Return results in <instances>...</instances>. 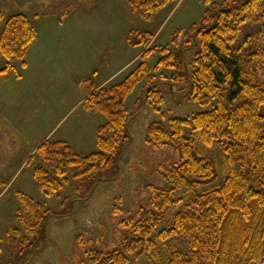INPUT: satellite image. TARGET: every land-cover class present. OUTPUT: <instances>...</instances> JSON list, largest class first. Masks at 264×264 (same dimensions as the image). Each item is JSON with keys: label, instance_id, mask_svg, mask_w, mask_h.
I'll return each instance as SVG.
<instances>
[{"label": "trees", "instance_id": "1", "mask_svg": "<svg viewBox=\"0 0 264 264\" xmlns=\"http://www.w3.org/2000/svg\"><path fill=\"white\" fill-rule=\"evenodd\" d=\"M180 1L129 0V4L137 17L151 20ZM202 4L203 19L188 29H177L171 45H150L152 33H129L130 45L144 47L137 66L119 83L94 87L82 102L87 113L105 118L96 130V152L81 155L67 141L47 139L28 162L35 156L40 159L33 178L48 198L60 197L74 182L79 183L75 190L79 192L95 173L120 168L133 143V121L149 101L157 110L166 102L156 80L163 69L172 71L174 84L186 85L187 101L212 106L191 118H172L147 127L148 146L180 151V163L163 172L171 188L149 186L155 207L151 217L132 220L122 248L92 251L86 255V264H129L144 255L151 264H264V0H202ZM4 20L0 13V22ZM250 21L260 23V31L236 48L242 27ZM37 37L29 16L20 13L6 20L0 52L7 65L0 77L17 71L18 61L27 68L26 58ZM191 49L193 73L186 71ZM155 53L161 59L152 66ZM16 78H21L18 72ZM142 82L144 97L130 110L126 100ZM213 147L223 155L226 178L199 193L217 176L207 153ZM115 179H97L95 184ZM182 189L194 197L185 201L179 193ZM18 199L21 208L15 216L20 227L7 232L11 245L46 235L50 220L63 217L24 193L19 192ZM173 207L180 209L171 224L158 231L157 223Z\"/></svg>", "mask_w": 264, "mask_h": 264}, {"label": "rangeland", "instance_id": "2", "mask_svg": "<svg viewBox=\"0 0 264 264\" xmlns=\"http://www.w3.org/2000/svg\"><path fill=\"white\" fill-rule=\"evenodd\" d=\"M0 13L6 20L25 14L38 31L26 58L27 68L18 61L17 71L0 77V264H86V255L92 251L107 253L122 248L132 220L151 217L155 207L149 186L171 188L163 172L180 163V151L148 146L147 127L172 118H191L212 106L187 101L186 85L174 84L170 80L172 71L163 69L156 80L166 102L157 110L149 101L133 121V143L120 168L95 173L79 192L75 191L79 183L74 182L60 192V197L48 198L37 189L33 178L40 159L35 156L31 164L28 162L47 139L67 141L81 155L96 152V130L105 118L87 113L82 102L123 64L124 72L109 83L121 82L137 66L144 47L130 45L129 33H152L150 45H171L177 29H188L203 19L205 7L202 0H181L161 9L151 20H143L134 13L129 0H0ZM6 20L0 22V34ZM260 29L255 21L245 24L235 47L242 46L246 37L256 36ZM160 59L161 54L155 53L150 64L155 66ZM193 60L191 49L186 56L189 73L194 70ZM6 65L0 52V70ZM143 97L144 82L127 98V108L133 109ZM207 153L217 176L199 193L226 178L221 152L213 147ZM105 178L116 179L95 184ZM19 192L46 209L61 212L63 217L50 220L46 235L33 236L27 244L15 246L8 242L7 232L20 227L15 216L21 208ZM179 193L185 201L194 197L185 189ZM179 209L173 207L157 223V230L168 227ZM180 247L186 251L185 246ZM129 264L151 263L144 255Z\"/></svg>", "mask_w": 264, "mask_h": 264}, {"label": "crops", "instance_id": "3", "mask_svg": "<svg viewBox=\"0 0 264 264\" xmlns=\"http://www.w3.org/2000/svg\"><path fill=\"white\" fill-rule=\"evenodd\" d=\"M137 59H138V58H137ZM125 65H126V64H123L122 66H120V67H119V70L117 69L118 72H116V73H114V74H111L112 78H110V80L113 79V77H115V76L119 75L120 73L124 72V69L126 68ZM113 75H114V76H113ZM110 80H106L105 82L101 83V85L96 86V87H103V86L111 85L112 83H109Z\"/></svg>", "mask_w": 264, "mask_h": 264}]
</instances>
